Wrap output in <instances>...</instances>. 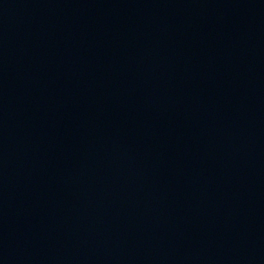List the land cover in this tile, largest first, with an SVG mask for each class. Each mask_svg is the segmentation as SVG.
Masks as SVG:
<instances>
[{"label": "water", "instance_id": "95a60500", "mask_svg": "<svg viewBox=\"0 0 264 264\" xmlns=\"http://www.w3.org/2000/svg\"><path fill=\"white\" fill-rule=\"evenodd\" d=\"M0 264H264V0H0Z\"/></svg>", "mask_w": 264, "mask_h": 264}]
</instances>
